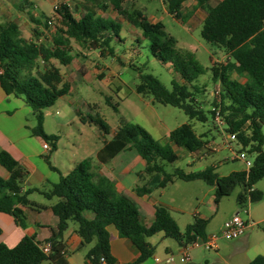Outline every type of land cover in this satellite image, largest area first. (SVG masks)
<instances>
[{"label": "trees", "instance_id": "16d2710c", "mask_svg": "<svg viewBox=\"0 0 264 264\" xmlns=\"http://www.w3.org/2000/svg\"><path fill=\"white\" fill-rule=\"evenodd\" d=\"M106 1L62 0L58 3L54 8L58 24L50 44L39 40L41 33L37 29H34L33 37L24 38L13 20L0 25V89L5 95L21 98L30 107L35 119V125L29 128L30 134L46 142L49 151L56 149L57 137L44 132L43 109L52 106L70 88L55 62L64 66L71 63L74 57L72 41L85 49H100L101 56L112 54L109 42L112 36L119 37L121 24L115 18L99 14L107 8L138 28L148 41L151 56L161 63L172 64L182 78V82L172 80L171 90H167L156 77L140 73L135 92L150 96L153 103L182 110L190 120L205 122L207 119L205 111L188 90V84L203 72L193 55L176 49V40L164 30L161 22L142 19L135 9L124 7L126 0ZM185 1L164 0L166 12L185 23L193 11L201 10L204 13L201 38L222 47L228 55L224 65L211 66L212 81L219 82L220 90L218 100L212 102L208 113L214 120L215 111H218L224 131L235 135L239 151L246 153L251 165L226 176H219L212 166L199 171L185 172L174 168L166 172L164 165L177 159L172 146L195 152L206 143L194 133L189 123L171 130L166 143H161L142 126L121 121L112 138L96 153V160L105 163L121 150L133 149L145 162L144 169L137 174V195L149 193L145 183L152 174L159 173V188L175 180H201L213 186L215 203L239 186L236 201L244 207L261 199L262 192L253 186L264 178V0H217L213 5L212 0H194L192 10L183 13ZM30 20L49 28L50 19L46 17L42 23L32 15ZM233 73L241 80L232 78ZM92 121L104 133L108 132L106 123L98 115ZM0 167L8 174L6 178L0 176V213L12 216L18 226L24 227L22 207L37 209L27 195L38 192L46 199L56 198L49 208L58 218L56 226L50 228L51 236L44 243L49 244L48 253L42 251L44 244L34 236L24 235L11 246L0 241V264H68L62 256L61 237L69 221L75 224L81 245H90L85 259L91 264H116L109 249V225L115 228L119 237L127 238L136 247L138 255L129 264H143L153 255L154 249L147 238L155 233L162 232L179 246L206 237V220L194 215L193 222L180 231L168 210L161 205L154 207L152 223L144 226L133 202L119 194L111 180L94 172L91 158L79 161L66 174L59 175L58 181L47 191L29 188L22 192L27 171L3 149L0 150ZM261 230L264 233V224ZM247 264H264V258L257 255Z\"/></svg>", "mask_w": 264, "mask_h": 264}, {"label": "rangeland", "instance_id": "374dc122", "mask_svg": "<svg viewBox=\"0 0 264 264\" xmlns=\"http://www.w3.org/2000/svg\"><path fill=\"white\" fill-rule=\"evenodd\" d=\"M62 0H0V25L13 20L20 28L24 38H31L34 29L41 35L39 40L46 44L51 43L53 31L58 24L54 8ZM107 3L106 0H100ZM217 0H212L211 5ZM73 5V4H71ZM193 0L184 3L182 12L192 10ZM124 7L135 9L142 19H156L164 26V30L176 40V49L192 54L196 62L202 67L203 72L196 75L195 79L188 84V90L199 102L207 115L205 122L190 120L182 110L168 105L154 104L152 108L160 120L173 130L174 128L189 123L197 136H200L206 143L197 152V155H204L202 158H194L183 148H174L179 158L170 164L164 165L166 172L174 168H180L185 172L199 171L206 167H214L219 176H226L233 170L244 168L241 160H233L235 153L240 150L239 144L233 140L229 141L224 131V125L213 120L208 111L212 108V102L218 100L216 91L219 92L220 84L212 81L211 66L224 65L228 60L225 50L216 44L203 40L200 36L201 23L204 13L201 10L193 11L192 16L183 23L172 18L166 12L164 0H126ZM43 14V17L42 15ZM104 17L117 19L121 24L119 37L112 36L109 47L112 54L100 55V49H85L75 42H71V54L74 56L70 64L64 66L55 62L64 80L70 84L66 95L56 99L54 104L43 109L44 121L43 130L47 135L57 137L56 149L51 153L46 152L41 156L46 158L58 168H65L70 161L87 159L97 150L104 140H110L121 121L131 122L136 118L146 119L148 113L146 103L151 101L150 96H140L135 92L139 82V74H150L156 77L160 83L171 90V81L180 82L182 78L174 70L170 63H161L156 60L148 51V41L142 37L138 28L127 23L118 16L111 8L99 11ZM30 15L40 20L50 19L49 28H43L42 24L36 25L30 20ZM23 73H21V77ZM86 76V77H84ZM232 78L239 79L234 73ZM151 107L150 104H148ZM147 105V106H148ZM16 112L11 118L12 128L18 124H25L27 127L35 125V119L29 108ZM77 111H80L81 115ZM98 115L107 125L108 132L104 133L99 126L92 121ZM83 118V120H81ZM21 132L28 133L21 129ZM156 138H160L155 131H151ZM264 134V125L262 126ZM161 136V135H160ZM164 143V140H160ZM41 145V144H40ZM262 148L264 149V143ZM197 156V157H198ZM0 173H5L0 167ZM256 188L262 192L260 202L248 203L244 207L237 204L236 196L240 187L236 186L230 194L214 202V187L207 185L201 180L181 181L175 180L166 185V196L178 200L184 208L182 214L172 212L176 218L180 231L186 225L193 222V214L206 220L205 233L212 234L219 232L218 228L228 219H231L235 212L244 221L248 206L256 207L264 203V178L259 180ZM160 189L153 191L158 195ZM30 200L46 202L42 196L32 193L28 196ZM69 226L75 225L68 222ZM253 230L257 235L264 237L261 225L254 224ZM2 228V227H1ZM234 240V239H233ZM0 241L8 245H14L12 237L0 236ZM153 247V254L158 258L166 257L164 243L175 245V240L164 237L161 232L155 233L147 238ZM229 241L224 238L217 240V246L227 244ZM203 248V247H202ZM213 255L215 249H208ZM217 260V264H245L242 259L236 257H223ZM152 257L148 258L149 262ZM175 264H182L179 256L172 261ZM45 263V262H44ZM43 263V264H44Z\"/></svg>", "mask_w": 264, "mask_h": 264}, {"label": "crops", "instance_id": "0c3cea01", "mask_svg": "<svg viewBox=\"0 0 264 264\" xmlns=\"http://www.w3.org/2000/svg\"><path fill=\"white\" fill-rule=\"evenodd\" d=\"M184 3L182 4V8ZM150 22L154 23L157 22V20L152 19ZM180 82H182V80ZM148 104H150L151 107H149ZM148 104L146 103V107L148 108L146 119L142 117L136 118L132 123L142 126L154 139L158 141L164 140V143H166L171 129L154 113L152 105L157 103H153L149 100ZM26 108L30 109L21 98L12 95H5L0 89V150H6L27 171L22 184V192L29 188H37L47 191L53 183L58 181L59 175L66 174L80 160L70 161L71 163L65 166V168L56 167L55 164L48 160V158L43 161L41 156L46 152H52L46 151L42 148V143L44 141L31 134L29 135L28 133L21 132V129H29L25 124H18L12 128L13 125L10 118L20 110H27ZM30 112L32 113L31 109ZM151 131L160 134V138H156ZM105 141L106 140H104L103 143ZM102 146L103 144L94 151L92 156L89 157L92 159L94 172L111 180L114 183L117 192L133 202L138 210L140 222L144 226H149L154 219V207L156 205H161L168 210V213L178 226V222L176 218L172 216V212L182 214L184 208L178 200L170 199L166 196L167 187L159 188L158 184L161 181V175L159 173L152 174L145 183L146 187L149 189V193L141 196L137 195L135 193L136 186L139 184L137 174L144 169L145 162L133 149L126 148L118 152L105 163H98L96 160V153ZM174 148L178 147L172 146L173 151ZM184 150L189 152V155L194 156V158H202L204 156L197 155L199 150L195 152H190L186 149ZM174 153L178 159L179 155L175 151ZM214 167L216 166H213V168ZM244 169L246 168L244 167L239 170ZM0 176L6 178L8 174L5 171V173H0ZM158 188L160 189L159 194L157 196L153 195V191ZM253 188H256V185H254ZM32 193L42 196L47 200V203L29 199L30 202L36 205L37 209L22 207L25 216L24 227L18 226L12 216L0 213V236L12 237V241H18L24 235L34 236L35 239L42 244H44L51 236L50 228L56 226L58 218L51 212L49 207L56 201V198L46 199L38 192ZM30 194L27 195V198ZM251 204L248 206L246 212V218L244 221L247 223V227L242 236L229 241L227 244L217 246L215 249L216 254L214 255L208 249H204L201 246L193 247L189 250L191 256L190 261L182 264H217V260L214 258L215 256L219 259H223V257H236L238 260L242 259L245 264L257 255H261L264 258V237L257 235L252 227L254 224L261 226L264 224V203H260L256 207H252ZM237 213L238 212H235L233 215H236ZM194 215L196 216L197 214H193V216ZM87 216L90 217V215ZM229 220L230 219H228V221ZM224 223L220 225L218 230L222 228ZM75 228V225H68L67 229L62 234V256L68 264H91L85 259V254L90 245H81V240L76 234ZM107 230L110 234V254L114 258L115 263L129 264L133 262L138 255L136 247L127 238L119 237L117 231L112 225L107 226ZM208 235L209 234L206 233V236ZM163 246L165 254L171 253L178 255L181 251V246L177 243L175 245L164 243ZM151 257L152 259L149 262L145 261L143 264H156L154 259L158 257L155 256V254ZM158 259L161 261L158 264H175L173 262L166 263L164 261L165 257ZM44 264L52 263L45 262Z\"/></svg>", "mask_w": 264, "mask_h": 264}, {"label": "built area", "instance_id": "2783aa9c", "mask_svg": "<svg viewBox=\"0 0 264 264\" xmlns=\"http://www.w3.org/2000/svg\"><path fill=\"white\" fill-rule=\"evenodd\" d=\"M218 91L215 92V94L218 95ZM215 121L222 125L223 121L219 117L218 111H215V116H214ZM227 140L233 141L235 140V135L234 134H227L226 136ZM42 148L46 151H49L50 147L46 142L42 143ZM233 159H238L243 161L245 168L247 169L251 165V159L246 155L244 151H239L238 153H235L233 156ZM247 227V223L243 221L237 214L232 216V218L225 222L222 228L219 230L217 233H212L208 236H206L204 239L202 238H197L195 241L192 243L186 244L184 246H181V251L178 255L175 254H168L164 261L166 263L172 262L176 256H179L180 261L183 263H187L190 261V253L189 250L193 247L201 246L204 249H216L217 248V240L219 238H224L227 240H233L237 239L240 236L244 234V231ZM42 251L44 253L49 252V244L46 243L41 247ZM101 263H104V259L100 258ZM154 262L156 264L160 263L161 261L158 258L154 259Z\"/></svg>", "mask_w": 264, "mask_h": 264}]
</instances>
